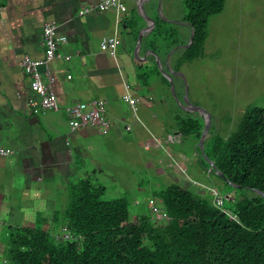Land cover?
Wrapping results in <instances>:
<instances>
[{
	"label": "crops",
	"instance_id": "1",
	"mask_svg": "<svg viewBox=\"0 0 264 264\" xmlns=\"http://www.w3.org/2000/svg\"><path fill=\"white\" fill-rule=\"evenodd\" d=\"M139 1L122 0L126 12L119 16L106 11L78 17L80 9L94 6L98 0H0V149L12 152L0 159V194L18 195L22 200L19 204L14 198L13 204H8L6 197H0V228H24L37 221L53 226L56 214L53 194H68L66 187L72 179L76 182L107 172L102 168L100 152L87 142L86 136L116 135L121 141L122 133H132L136 127V131L150 136L142 121H157L153 110L159 99L151 100L149 94L154 92L156 82L162 88L170 86L160 73L156 58L159 63L162 60L159 66L163 72L173 73L172 82L179 78V73L170 61L177 49L168 60L167 55L155 53L159 56L155 57L149 49L150 34L141 38L136 49L138 35L146 28L136 10ZM151 2L143 4V11L153 21L157 12ZM46 22H55L56 37L67 40L58 47L59 58L47 67L54 78L52 88L59 111L33 116L27 102L36 100V96L18 62L24 56L42 58L40 42ZM181 25L188 40L189 29ZM103 37H115L114 59L101 46ZM64 57H69V61ZM153 65L157 73L151 74ZM125 86L136 101L135 116L120 99ZM96 100L106 103L109 131L97 134L94 129L85 128L71 134L63 108ZM121 104L126 114L120 111L118 115L116 108Z\"/></svg>",
	"mask_w": 264,
	"mask_h": 264
},
{
	"label": "trees",
	"instance_id": "2",
	"mask_svg": "<svg viewBox=\"0 0 264 264\" xmlns=\"http://www.w3.org/2000/svg\"><path fill=\"white\" fill-rule=\"evenodd\" d=\"M181 1V22L193 32L182 52L185 62L200 57L208 22L222 12L224 0ZM153 21L149 49L165 57L179 44L176 33L157 15ZM187 123L191 129L183 135L198 140L201 127ZM208 140L205 159L230 189L220 194L223 212L211 205L210 193L204 198L170 185L151 195L165 214L154 221L124 197L103 200L105 189L80 179L67 190V208L55 214L51 227L59 232L7 227L0 264H264V199L252 192L264 194V108L248 110L225 140ZM200 166L209 168L202 160Z\"/></svg>",
	"mask_w": 264,
	"mask_h": 264
},
{
	"label": "rangeland",
	"instance_id": "3",
	"mask_svg": "<svg viewBox=\"0 0 264 264\" xmlns=\"http://www.w3.org/2000/svg\"><path fill=\"white\" fill-rule=\"evenodd\" d=\"M151 4L158 18L174 30L179 43L172 48L177 50L170 60L173 66H179V78L171 80L172 89L165 78L169 87L164 85L162 88L156 82L154 92L149 94L151 100L159 99L153 110L157 121H142L151 137L136 131L138 127L132 133H122L121 141L116 135L92 134L85 137L100 152L102 168L107 170L95 178L89 175L94 186L105 189L103 200L124 197L131 209L147 216L151 215L150 201L160 206L152 200V193L170 185L204 198H208L209 189L214 188L225 197L229 187L210 174V168L204 171L200 166L201 160L208 164L204 156L208 152L207 138L218 136L225 140L235 131L248 110L264 108V0H224L222 12L208 22L200 57L185 62L182 61V52L187 49L189 37L185 39L187 35L181 25L185 15L182 1L152 0ZM159 5L161 10L157 11ZM159 65H162L161 59ZM184 101L205 117L198 112H186ZM117 108L118 115L120 111L126 114L122 104ZM205 118L209 120V129L200 148V137L197 140L194 136L183 135V129H191L188 123H183L198 124L202 133ZM173 131L176 134L180 132L179 136ZM74 181L72 179L66 189ZM0 195L1 198L6 197L8 204H13L14 198L22 204L18 195ZM53 196L55 213L59 215L67 208L69 195L57 192ZM48 224L37 221L35 225L24 228H40L51 234L55 230L56 234L59 232ZM6 230V226L0 228V263L6 246Z\"/></svg>",
	"mask_w": 264,
	"mask_h": 264
},
{
	"label": "built area",
	"instance_id": "4",
	"mask_svg": "<svg viewBox=\"0 0 264 264\" xmlns=\"http://www.w3.org/2000/svg\"><path fill=\"white\" fill-rule=\"evenodd\" d=\"M106 11H113L116 16H119L126 12V8L122 0H98L96 5L80 9L78 17ZM56 31L57 25L55 22L44 23L40 42L43 50L42 58L30 59L24 56L18 62L19 68L29 80L30 91L36 96V100L31 99L27 102V106L33 116H44L47 113L59 111V105L52 88L54 78L47 67L52 60L59 58L57 55L58 47L65 45L67 40L65 37H56ZM100 42L110 57L114 59L117 45L115 37H103ZM63 59L69 61V57H64ZM41 68H44L43 73H41ZM120 99L135 116L136 101L130 97L127 86H125V92ZM105 104L102 100H96L88 103H75L64 107L62 111L70 133L74 134L85 128H92L97 134L108 132L110 123L105 116ZM11 154L12 152L8 150L0 149V159L7 158ZM209 193L211 205L215 209L222 211L223 198L221 195L214 188L209 189ZM149 205L151 206L150 214L154 221L165 219V214L160 206H155L152 201L149 202Z\"/></svg>",
	"mask_w": 264,
	"mask_h": 264
},
{
	"label": "water",
	"instance_id": "5",
	"mask_svg": "<svg viewBox=\"0 0 264 264\" xmlns=\"http://www.w3.org/2000/svg\"><path fill=\"white\" fill-rule=\"evenodd\" d=\"M148 1H150V0H140L139 3H138V6L136 7V10H137L138 14L141 16V18L145 21V24H146V28H145V30L141 31V32L139 33V35H138L136 49H139L141 38H142L143 36H145V35L150 34V33L152 32L153 28H154V22H153L152 20H150V19L145 15V13H144V11H143V4L146 3V2H148ZM160 9H161V7H160V5H159L157 11H159ZM192 38H193V32L190 31L189 42H188L186 48H188V47L190 46V44H191V42H192ZM175 50H176V48L173 49V50H171V51L167 54V57H166L167 60H168V58L172 55V53H173ZM156 62L158 63V69H159L160 73H161V74H162V75H163V76H164V77L170 82L171 89H172L171 76H173V73H171L170 71H168L167 73L163 72V71L161 70V67L159 66V61L157 60V58H156ZM184 107H185V108H184ZM183 108H184L185 111H194L192 108L189 107V104H188L186 101H184V106H183ZM198 111H199V110H195L194 112H198ZM198 113L202 114L201 112H198ZM202 116H204V115L202 114ZM204 117H205V116H204ZM205 119H206L205 128H204V130H203V132L201 133V136H200V142H199V146H200V148H202V142H203L204 137H205V135L207 134L208 129H209V120H208L207 118H205ZM201 151H202V149H201ZM208 165H209L210 171H212V172L214 173V175H216V176L219 177L220 179L224 180L223 176L215 170V168H214V166H213V163H211L210 161H208ZM232 186H233V185H232ZM252 192H253L254 194H256V195H258V196H260V197H262V198L264 199V194H263V193H261V192H259V191H252Z\"/></svg>",
	"mask_w": 264,
	"mask_h": 264
}]
</instances>
